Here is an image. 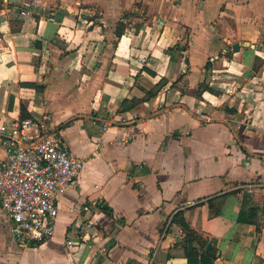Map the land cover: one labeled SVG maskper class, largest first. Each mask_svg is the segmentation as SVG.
Segmentation results:
<instances>
[{"label":"crops","instance_id":"1","mask_svg":"<svg viewBox=\"0 0 264 264\" xmlns=\"http://www.w3.org/2000/svg\"><path fill=\"white\" fill-rule=\"evenodd\" d=\"M23 119L85 163L51 239L0 201V264H187L179 212L211 264H264V0H0V162Z\"/></svg>","mask_w":264,"mask_h":264},{"label":"built area","instance_id":"2","mask_svg":"<svg viewBox=\"0 0 264 264\" xmlns=\"http://www.w3.org/2000/svg\"><path fill=\"white\" fill-rule=\"evenodd\" d=\"M29 130L37 138L30 140ZM119 142H129V137L123 135ZM1 145L9 159L0 162V201L10 223L12 240L26 247L51 239L59 212L56 198L73 184L85 162L71 157L59 137L44 123L31 119L15 124L10 134L2 138ZM93 206H97L96 201L79 208L89 212ZM92 228V223L85 222L79 226V232L87 236ZM66 244L73 248L77 243L68 240Z\"/></svg>","mask_w":264,"mask_h":264},{"label":"trees","instance_id":"3","mask_svg":"<svg viewBox=\"0 0 264 264\" xmlns=\"http://www.w3.org/2000/svg\"><path fill=\"white\" fill-rule=\"evenodd\" d=\"M39 89L40 88L36 86V90ZM205 89L211 93H215L212 89L208 87H206ZM123 104H125V102ZM173 221L176 222L178 226H180L185 237L188 239V242H196L202 250L201 253L197 249H194L191 252H187V264H211L212 260L214 259V255L213 252L204 251L205 245L207 244L206 239H204L200 234L195 232L189 226V224L182 218V214L180 212L174 215Z\"/></svg>","mask_w":264,"mask_h":264},{"label":"water","instance_id":"4","mask_svg":"<svg viewBox=\"0 0 264 264\" xmlns=\"http://www.w3.org/2000/svg\"><path fill=\"white\" fill-rule=\"evenodd\" d=\"M252 48H254L253 45H251ZM257 50H260V47H256ZM232 51L233 52H238L239 51V43H235L232 46ZM184 245L188 248L189 251H192V245L191 244H186V241H184ZM210 247V245H208V248Z\"/></svg>","mask_w":264,"mask_h":264}]
</instances>
